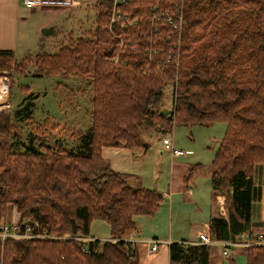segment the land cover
Segmentation results:
<instances>
[{
  "label": "trees",
  "instance_id": "trees-1",
  "mask_svg": "<svg viewBox=\"0 0 264 264\" xmlns=\"http://www.w3.org/2000/svg\"><path fill=\"white\" fill-rule=\"evenodd\" d=\"M94 8L82 37L13 67L88 79L91 124L75 149L50 146L45 132L10 142L20 133L13 122L31 119V107L0 109V222L13 211L19 225L59 237L7 239L2 264H128L134 217L154 215L162 195L113 171L102 149L141 148V125L165 136L173 126L215 123L225 130L211 187L225 197L226 217H210V239L237 243L247 234L252 245L229 249L238 247L245 264H264L252 237L254 175L264 168V0H96ZM11 56L0 50V58ZM166 86L173 106L164 114ZM92 221L109 226V239L89 238ZM209 248L173 243L169 264H208Z\"/></svg>",
  "mask_w": 264,
  "mask_h": 264
},
{
  "label": "rangeland",
  "instance_id": "rangeland-1",
  "mask_svg": "<svg viewBox=\"0 0 264 264\" xmlns=\"http://www.w3.org/2000/svg\"><path fill=\"white\" fill-rule=\"evenodd\" d=\"M89 15L88 13L81 16V21L86 26L90 22L92 23L89 19L86 21V17H89ZM74 16L78 19L77 15ZM75 30L77 32L80 31L76 26ZM77 32L72 35L76 36ZM76 37L80 38L82 35L79 34ZM68 43V40L48 43L41 50L54 54L57 53L59 47ZM41 50H33L30 54L31 57H34ZM22 58V56L13 57L12 59L11 57L0 58L6 62V64H1L6 66V72L0 73V78L8 82V104L6 103V106L9 107L12 113L28 104L31 107V119L26 118L24 121L13 120L20 133L16 137H10V142L14 140L24 141L25 137L30 135L38 136L40 132H45L46 138L51 140L50 146L59 144L66 150L75 149L79 138L86 135L91 124V85L89 80L83 77L59 74L36 77L33 75L34 69L30 63L27 65L24 74H16L13 67L15 64L20 63ZM172 106V88L166 86L163 91L160 111L164 114L168 113ZM224 130L225 125L223 123H215L208 126H173L172 130L163 136L155 126L141 125L138 128V136L142 147L123 149L125 152L130 151L136 155L131 157V161L135 162L133 164L137 171L140 172L142 186L144 188L156 187L162 191L166 190L171 183L170 167L172 159L168 152H163L164 149H161L160 141L163 138H168L172 140L177 150L193 153L192 156H189V159L184 155L182 157L183 160H180L182 163L187 164L184 180H186V184L193 191V196H189L192 201H188L189 207L192 205L193 209L186 208L188 213L183 218L188 221V215L193 212L196 220L200 221V219L204 220L205 216L208 215V210L212 204V169L210 164L219 141L223 137ZM24 143L28 146L30 145V140L28 139ZM148 147H151V149L147 150ZM23 149L24 147L21 146L19 151ZM115 150L112 149L110 152L109 161L105 160L103 153L102 157L112 169L114 167L116 170L125 172V152L120 153L119 150ZM143 151H145V154L142 155ZM254 181L256 186L264 188V177L259 180L255 176ZM225 189L226 187L224 186L223 190ZM218 206L219 210L222 207L220 211L224 212V216H222L226 217V200L218 202ZM214 208L212 206L211 210H214ZM13 217H15V214L11 211L6 221L12 222ZM90 233L102 237L107 233V225L101 221H92ZM214 246L218 245L213 244L210 246L211 249L216 251L209 259L210 262L208 264H220L223 261L229 263L235 261V264H245L244 255L240 251L231 250L229 256H224L221 251L220 253L216 249L218 247ZM231 258L233 261L230 260Z\"/></svg>",
  "mask_w": 264,
  "mask_h": 264
},
{
  "label": "crops",
  "instance_id": "crops-1",
  "mask_svg": "<svg viewBox=\"0 0 264 264\" xmlns=\"http://www.w3.org/2000/svg\"><path fill=\"white\" fill-rule=\"evenodd\" d=\"M72 1L77 2V5L72 7L45 6L28 10L22 5L21 0H0V50L10 51L12 53L11 59L13 57L22 56L23 60L28 55L31 56L30 54L33 50H41L48 43L76 39L78 38L76 37L77 35H82L89 31L94 21L93 17H95L96 14V9L94 8V2L96 0ZM88 13L90 15L89 17L87 16L88 18L86 17V21L89 19L92 23L90 22V24L86 26L81 21V16ZM74 15H77L78 19H76ZM75 26L80 30L79 32L75 30ZM74 32H77L76 36L72 35ZM40 52H42V50ZM4 63L6 64L5 60L0 59V73L6 72V66L1 65ZM160 146L163 150L162 142ZM123 148L127 149L121 146L105 147L102 149L103 157L106 161H109L112 149H117L122 153L125 152ZM149 148L151 149V147H148L147 150ZM143 154H145V151H143L142 155ZM192 154L193 153H187L185 156L189 159V156H192ZM132 156L136 155L130 151L125 152V172L116 170L114 167L112 169L106 162L105 163L113 171L136 176L142 186V177L133 164L135 162L131 161ZM182 157H171V183L166 190L162 191L156 187H145L160 192L163 197L154 215L134 217L136 230L132 232L134 234V243L132 247L133 255L129 259L128 264H169V246L171 244L181 242L196 244L198 240L197 234L199 232L207 228L206 230H208L209 234L210 217L218 214L224 216V212L219 210L218 202L224 201L225 198L222 196L214 197L212 192L213 199L211 205L215 208L211 210L212 206L210 205L208 215L205 216L204 220L200 219V221H197L193 216V212L188 215V221L183 218V216L188 213L186 208L190 210L193 209L192 205L189 207L188 203V201H192L189 196H193V191L186 184V180H184L187 164L180 161L181 159L183 160ZM110 158L112 159V157ZM255 176L259 180L263 178L264 168H257L254 177ZM133 183L136 184L137 181L134 180ZM17 219L16 216L13 217V222H17ZM252 222V237L258 239V236L264 233V188H260V186L256 185L253 194ZM91 223L89 226V238L97 240L109 239L110 231L106 223L107 233L102 237L90 233ZM237 240H240V238ZM153 241L157 242L158 247L155 252L151 253L149 250L153 245ZM214 247H218L219 249H216L219 252L221 251L223 255V249L219 247V245ZM231 250L239 251V248L235 247L234 249H229L228 247L227 254L224 256H229ZM215 251L216 250L209 248L208 262H210L209 259H211ZM230 260L233 261L232 258ZM220 264H235V261L230 263L223 261Z\"/></svg>",
  "mask_w": 264,
  "mask_h": 264
},
{
  "label": "built area",
  "instance_id": "built-area-1",
  "mask_svg": "<svg viewBox=\"0 0 264 264\" xmlns=\"http://www.w3.org/2000/svg\"><path fill=\"white\" fill-rule=\"evenodd\" d=\"M22 5L27 8L28 10H33L37 7H45V6H58V7H72L74 5H77V2H74L72 0H21ZM116 2L117 0H113ZM114 18H112L113 20ZM0 85L4 88V94H3V100L4 103H0V109L4 106H6V103L8 104V82L2 78H0ZM4 96L6 98L4 99ZM162 145L164 151L168 152L172 158L174 157H182L186 155V151L184 150H177L174 148L172 144V140L168 138L162 139ZM163 197V196H162ZM220 210H222V207H220ZM207 228L203 229L201 232L197 234L198 240L196 244L211 246L213 244L219 245L223 249V255L227 254L228 247L232 245H238V246H249L252 245L253 242L249 239L247 234L241 235L242 241L233 243V242H213L210 239V236L208 234ZM134 234H130L128 238L126 239L131 246L133 247V240ZM27 238H36V239H59V237H56V235L48 234L46 231L43 232H33L32 226L23 223L22 225H19L17 222H7L3 221L0 222V244L2 245L7 239H27ZM257 245L262 246L264 248V233H261L258 236L257 242H255ZM183 246H187L191 244L190 242H182ZM158 244L156 241H153V245L151 246L149 252H155L157 250ZM0 264L1 258H0Z\"/></svg>",
  "mask_w": 264,
  "mask_h": 264
},
{
  "label": "bare ground",
  "instance_id": "bare-ground-1",
  "mask_svg": "<svg viewBox=\"0 0 264 264\" xmlns=\"http://www.w3.org/2000/svg\"><path fill=\"white\" fill-rule=\"evenodd\" d=\"M4 88L5 87H1L0 85V103L3 104L4 103V100H3V94H4ZM6 98V96H4V99ZM57 240V239H56Z\"/></svg>",
  "mask_w": 264,
  "mask_h": 264
}]
</instances>
